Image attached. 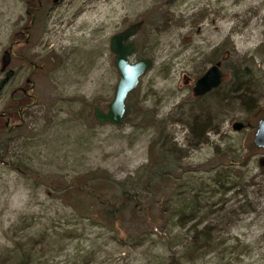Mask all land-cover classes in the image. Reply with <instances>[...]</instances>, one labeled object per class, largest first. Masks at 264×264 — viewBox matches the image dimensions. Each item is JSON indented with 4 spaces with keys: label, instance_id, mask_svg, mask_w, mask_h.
Returning a JSON list of instances; mask_svg holds the SVG:
<instances>
[{
    "label": "rangeland",
    "instance_id": "obj_1",
    "mask_svg": "<svg viewBox=\"0 0 264 264\" xmlns=\"http://www.w3.org/2000/svg\"><path fill=\"white\" fill-rule=\"evenodd\" d=\"M45 5L30 52L44 65L39 103L0 157V264L21 247L38 264H264V148L254 143L264 118V0ZM26 10L25 0H0V68L30 22ZM141 20L132 60L151 58L153 67L128 96L124 124L98 122L94 108L108 109L120 76L111 37ZM214 63L226 72L223 89L195 97L194 79ZM241 68L257 92L251 109L229 98ZM29 73L22 68L13 86ZM207 110L206 139L193 140L189 123ZM236 122L245 127L235 131ZM87 181L116 205L123 192L142 199L145 211L127 198L119 223L96 221L102 203L84 196ZM153 197L162 206H149ZM86 206L91 217L78 212Z\"/></svg>",
    "mask_w": 264,
    "mask_h": 264
},
{
    "label": "water",
    "instance_id": "obj_2",
    "mask_svg": "<svg viewBox=\"0 0 264 264\" xmlns=\"http://www.w3.org/2000/svg\"><path fill=\"white\" fill-rule=\"evenodd\" d=\"M55 3L59 0H53ZM175 0H166L167 4L173 3ZM42 7L41 2L36 10ZM29 12V11H28ZM32 23L34 22L35 14L31 13ZM143 21H139L131 24L125 30L115 34L110 41V47L115 54V67L119 73V80L116 86L115 95L113 100L108 106L107 111H104L100 107H95L94 114L98 122H109L115 126H122L126 116V100L131 92H133L139 85L140 80L147 72L153 67V60L150 58H142L136 61H131L137 50V45L131 40L137 32L143 27ZM30 25V26H31ZM29 35V33H28ZM11 54H14L20 58L26 59L24 56L17 54L13 46L10 51H5L2 56L1 71H4L11 62ZM33 69L36 68L35 64ZM13 71H9L4 79L0 81V90L5 83L10 79ZM226 73L220 64H213L205 73L199 76L193 87V92L196 97L206 96L213 91L219 89L223 85V78ZM245 127L242 122H236L233 125L235 131H241ZM254 143L260 148H264V118L259 120L257 130L254 136Z\"/></svg>",
    "mask_w": 264,
    "mask_h": 264
},
{
    "label": "flooded vegetation",
    "instance_id": "obj_3",
    "mask_svg": "<svg viewBox=\"0 0 264 264\" xmlns=\"http://www.w3.org/2000/svg\"><path fill=\"white\" fill-rule=\"evenodd\" d=\"M39 1L43 2L42 8L36 10L35 7L37 6H35V3L39 5ZM50 1L53 4H57L61 0L57 3L53 2V0ZM25 3L27 5V10L29 11L27 12V15L30 17V22L23 25L19 31L15 33L16 39L5 51H10L11 46H13L14 51L17 54L24 56L26 59L11 54V62L9 66L4 71H1L0 68V75L2 76L0 81L6 77L9 71H13L10 79L0 90V102L3 99L5 91L10 90L8 99L5 100L0 109V157L4 149L8 147V142L20 135V131L27 125V121L32 115L33 109L39 103V98L35 91L37 84L35 75L40 70L44 69V65L36 63L30 52L35 51L36 47L39 45V42L36 41V28L40 21V17L46 11V7L44 8L45 0H25ZM31 13L35 14V19L32 25ZM15 61L20 63L19 68L13 64ZM32 64L36 65L35 69H33ZM24 67H30V73L25 79V84L14 87V79L18 75L19 71ZM189 81L190 79H188V82ZM194 82L195 79L193 83Z\"/></svg>",
    "mask_w": 264,
    "mask_h": 264
},
{
    "label": "trees",
    "instance_id": "obj_4",
    "mask_svg": "<svg viewBox=\"0 0 264 264\" xmlns=\"http://www.w3.org/2000/svg\"><path fill=\"white\" fill-rule=\"evenodd\" d=\"M45 7H46V5L44 4V8ZM138 48H139V46H138ZM233 76H234L233 77V85H232V88L230 91L231 92L230 94L232 96L229 98H231L232 100H236L239 103H241L242 107L251 109L252 107H254V104H255L254 101L256 99L255 97H256V93H257L253 88L252 81L250 80L251 75L249 73H247V71L245 69L241 68V69H236L234 71ZM222 87L220 89H223ZM220 89L213 91L209 95H211V96L216 95L215 93H218L220 91ZM199 98H204V97H199ZM225 99H228V97H226ZM218 101H219L218 103H221L223 100L219 99ZM206 112H205L206 115L201 114V115L193 116L192 120L189 123V128L191 130V137L193 140L206 139L205 138V129H207L211 125V113L209 110H207ZM93 179L94 178H91V180H93ZM100 179H101L102 184H109V182H110V179H108L106 177H100ZM93 183L94 182H92V181H87V184L92 185V187L88 186L90 193H84V196H87V197L91 196L96 202L99 201V203H102V205L98 206V208L102 209L100 211V214L95 215L93 213L95 215L96 221L102 222L105 220H112V221H116L119 223V221L121 220L120 218H122L125 215V211H126L125 210L126 205H125V208L123 206H120V205H122V203L125 204V199H127V198H128L127 200H129V201L130 200L133 201L132 202V209L133 208L134 209L140 208L141 210H143V212L145 211V202L142 199H141V201H139L135 198L134 195H126L125 194L126 192H123V194H122L123 197L120 198L121 203L116 205V200L115 201L111 200V199H109L108 196H106V195L104 196V195L100 194L99 192L98 193L95 192V190H96L95 185L96 184L94 183V186H93ZM68 187L69 186H67L65 189L68 190L67 189ZM78 187H79V185H78ZM92 191H94V193H92ZM153 199H154V197H153ZM127 200H126V204L129 202ZM153 202L154 203L157 202V204H160V206H162L161 205L162 201L156 200V199H154V201L152 200V202H149V206L154 205ZM118 207H120V208H118ZM78 212L80 214L81 213L86 214L89 217L92 216V215H89L92 211L88 206L81 207ZM181 212H182V214H181L182 217H185L186 216V215L184 216L185 213L183 211H181ZM139 218L140 217H139L138 211H137V213L130 219V222L132 224L136 225L139 223ZM195 220H196V217H192L187 222H189V224H191V223L195 222ZM195 228H196V225H195ZM202 234H204V235H202V237L205 241H208L211 239L210 236L206 235L207 232L203 231ZM32 253H33V250H30L29 248H25V247L16 248L15 252L11 253L12 254L11 258H13L12 264H29V263L30 264H38L36 261H34V258H33L34 256L32 255Z\"/></svg>",
    "mask_w": 264,
    "mask_h": 264
}]
</instances>
